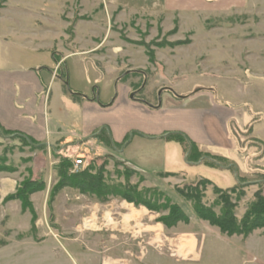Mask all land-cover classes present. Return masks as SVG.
Wrapping results in <instances>:
<instances>
[{"label": "rangeland", "instance_id": "374dc122", "mask_svg": "<svg viewBox=\"0 0 264 264\" xmlns=\"http://www.w3.org/2000/svg\"><path fill=\"white\" fill-rule=\"evenodd\" d=\"M32 13H36L37 17L32 16ZM32 24L37 29L40 25L45 28L60 26L62 34L58 42H54L53 48L61 49L62 46L63 50L56 54L71 55L74 51H90V48L96 47V57L87 52L81 57L74 56L64 64V92L60 103L63 115L73 127L76 126L72 121L79 117L80 111L76 101L78 97L72 94L90 97L95 93L104 101L109 97L111 100L115 98L116 86L104 78L110 71L116 76H122L128 69L138 70L139 73H132L133 81L136 82L129 99H140L152 106L162 104L164 108L165 99L169 97L166 89L187 93L193 89L210 88L214 83L220 84V87L224 84L227 93H216V97L234 103L242 99L239 89L245 86L248 78L264 77V0H248L246 8L240 11L180 17L165 15L160 4L153 0H0V25L31 30ZM66 28L70 31V37L65 32ZM147 52L152 53L154 64L149 62ZM22 54L20 46L0 43V66L11 63L12 66L18 63L32 65V61L24 60ZM35 57H38L37 54ZM94 58L100 59V64H94ZM48 61L50 62V56ZM86 67L88 71L95 70L98 77H90ZM56 83L50 87L52 99ZM218 84L215 86L218 87ZM49 109L53 113L52 102ZM250 118L247 113L243 118L237 116L242 125ZM101 130L102 128L97 132ZM104 132L107 134V129ZM137 136L140 137L141 134L131 129L126 133L122 144L115 143V147L111 148L106 146L105 136L102 134L103 142L98 140L94 144L88 143L85 146L87 150L74 155L73 159L82 156V168L91 166L90 174L100 171L103 183L117 188L121 193L137 195V198L144 201L153 199L150 195H144L145 190L160 192L163 198L180 206L188 215L189 222H179L171 228L158 223L163 229L157 235L154 231L157 228L154 227L157 224L156 218L166 211L153 213L141 205L127 203L119 196L108 195L101 202L89 194L63 187L54 193L49 202V193L44 198V213H38L37 222L41 235L69 241L70 248L74 247L83 253V262L77 260L80 264H157L156 256H148V263L144 260L143 254L147 248L148 253L154 251L159 254L158 260L161 258L162 264H237L235 257L226 256V253L232 251L235 254L238 248H242L241 241L227 240L219 234L218 229L195 218L191 202L177 192L186 185L195 184L199 179L209 180L213 186L221 189L231 187L235 184L233 174L227 169L181 165V168L173 172L177 175L148 176L126 164H117V153ZM248 150L252 153L254 148L250 147ZM4 151H7V162L17 168L18 172L14 176L18 186L27 177L28 167L32 166V149H19L16 140L0 137V156ZM72 152L75 151L70 150L69 153ZM214 153L229 156L235 168L239 169L238 174L245 180L253 181L256 177L252 173L264 171V158L254 162L250 160L249 154L244 167L240 161L242 157L232 150ZM52 164L53 159L49 157L46 168L50 174L45 176L49 192L58 182L54 175L55 165ZM51 166L54 172L50 171ZM131 170L134 173H130ZM180 173L185 175V180ZM258 187L257 183H249L231 195L232 202H235L233 213L237 220L242 218L247 207L254 201V193ZM63 189L67 191L60 193ZM199 190L203 192L201 203L218 213V194L213 191V187L205 184ZM162 202L160 198L158 204ZM18 205L16 200L1 203L0 193V245L10 237L19 239L29 236L28 233L14 232L15 229L11 227L16 233L14 235L9 228L13 218L6 212L16 211ZM133 209L139 212L138 215L133 213L134 216L126 220L124 216ZM88 220L91 227L84 228L83 222ZM258 231V235H262V230ZM157 237L162 240L155 241ZM189 238L196 239L198 245L193 254L183 257V253H190L186 248ZM258 238L253 234L248 242L252 255L264 253V241ZM57 245V258L61 259V254L62 264H65V255L59 249L60 245ZM200 254L203 257L198 263Z\"/></svg>", "mask_w": 264, "mask_h": 264}, {"label": "crops", "instance_id": "0c3cea01", "mask_svg": "<svg viewBox=\"0 0 264 264\" xmlns=\"http://www.w3.org/2000/svg\"><path fill=\"white\" fill-rule=\"evenodd\" d=\"M151 1L146 0V2ZM153 1L160 4L165 15H177L179 17L191 14L208 16L214 13L240 11L246 8L248 2V0ZM32 16H36V13H32ZM60 31L59 25L55 28H45L44 25H40L37 29L32 24L31 30L0 25V43L13 47L20 46L24 60L32 61V65L22 62L23 64L18 63L13 66L12 63L0 66V128L5 131L22 133L38 144V146L34 145L31 148L32 166H29L28 169L32 172V179H40L45 186L42 191L32 193L29 197L36 215L35 234L30 231L31 214L27 210L22 211L18 201L19 205L16 211L7 210L6 213L13 218L9 227L11 233L14 235L17 232L20 234L28 233L29 236L19 239L10 237L1 242L0 264H37L38 261L41 262L40 264L43 262L47 264V261L62 264L63 256L60 254L61 259L57 258V244L60 245L59 249L65 255V264H67L66 262L71 264L83 262L81 259L83 253L78 252V249L74 247L70 248L69 241L41 235L37 226L38 213H44V198L49 193V189H46L45 178L50 174L46 168L47 160L49 157L52 158L54 165L58 162V159L52 155V150L57 149L58 153L68 155L72 159L74 155L83 151L88 143L94 144L98 141L95 134L100 128L103 132L107 129V135L114 144H122L126 133L131 129L139 132L141 136L132 138V142L130 141L117 155L124 164L148 176H155L158 173L177 175L173 172L181 168V165L183 167L184 165L191 167L203 165L209 169H216L206 166L203 162L193 165L187 164L184 160L183 146L176 141L164 139L166 133L182 134L188 141L196 145L200 152L226 158L234 168V172L237 173L239 169L235 168L234 162L229 156L217 154L214 151H234L239 157H242L240 161H242L243 166L249 154H251L250 160L254 162H259L264 158V77L259 76L248 78L245 86L241 90L239 89L242 99L239 96L240 100H236L234 103L216 97V93L223 92L226 94L227 90L224 84H221L220 87V84L214 83L210 88L193 89L194 91L190 90L187 93H177L174 89H166L169 97L165 99L166 107L164 108L162 104L148 106L143 101L129 99L136 82L133 81L132 73H139L138 70L128 69L122 76H116L109 70L110 73H106L104 78L116 86L115 98L111 100L109 97L104 101L95 93L90 97L77 96L76 101L80 115L77 119H73L72 122L76 126L73 127L70 120L63 115L60 103L61 95L64 92L62 91L65 74L64 64L74 56L81 57L87 52L96 57V47L90 48V51L89 49L74 51L71 55L56 54V52L60 53L63 50L61 44V49L53 48L54 42H58L61 37L62 32ZM65 32L70 37V31L67 28ZM42 47L44 49H41ZM41 53L43 54L40 59ZM36 54L38 57H35ZM48 56H50V62ZM100 62V59L94 58V64H100ZM86 70L93 79L98 77L95 70L93 72L92 70L88 71L87 67ZM126 78L127 81L125 82ZM141 78L143 79V76ZM55 83V96L52 99L50 87L54 86ZM215 84H218V87ZM236 90L238 91V89ZM229 91L231 92L230 89L228 93H230ZM223 96L225 97V95ZM50 102H52L53 113L49 109ZM245 113L251 118L245 125H242L237 120V116L243 118ZM136 138H138L137 142L130 146ZM250 147L254 148L252 153H249ZM70 150L75 152L69 153ZM52 166L50 171L54 172ZM218 169H227L234 177V172L229 168ZM17 172H0L1 203L4 197L14 193L17 187L14 175ZM179 175L185 180L183 173ZM235 185L236 181L233 186L223 190ZM211 186L213 187V185ZM7 189L11 190L7 191ZM65 191L67 190L63 189L60 193ZM12 207L14 208V206ZM11 227L15 229L14 232H17L14 233ZM154 227H157L154 231L159 235L163 227L158 223ZM258 232L255 230L245 238L225 236L227 240L239 239L238 241H241L242 245V248H238L235 254L230 251L226 253V256L235 257L237 264H264V253H259L260 257L252 255L248 247V242L253 234L257 235L259 240L264 241V236L258 235ZM157 238L155 241L162 240ZM188 240L191 242V252L186 255V252L183 253V257L193 254L194 248L196 249L198 245L196 239L191 240L189 238ZM148 249L143 254L144 260L148 263L150 255L151 257L156 256L157 264L159 262L162 264L163 260L161 258L158 260L159 254L154 253V251L148 253ZM48 251L49 253H47ZM201 257L203 255L200 254ZM197 261L200 263L202 258Z\"/></svg>", "mask_w": 264, "mask_h": 264}, {"label": "trees", "instance_id": "16d2710c", "mask_svg": "<svg viewBox=\"0 0 264 264\" xmlns=\"http://www.w3.org/2000/svg\"><path fill=\"white\" fill-rule=\"evenodd\" d=\"M148 60L151 64H154L152 58V53L147 52ZM74 96H80L77 94H72ZM83 97V96H81ZM94 98H96L94 96ZM104 134L106 141V146L115 147V144L110 140L109 136L103 132L99 131L95 134V137L103 142L101 135ZM0 137L15 139L17 141V147L22 149V147H29L38 144L34 143L32 139L26 135L19 132L5 131L0 128ZM166 140H172L180 143L183 146V151L185 154L184 160L187 164L193 165L199 162H203L206 166L214 168H229L234 172V168L231 163L223 157L211 156L206 153H202L198 150L196 145L188 141L185 136L179 133H166L163 137ZM124 143V142H123ZM13 147V146H12ZM10 147V149H12ZM52 155L54 158L58 159V162L54 166L55 178L58 180L57 184L52 187L49 192L48 202L53 198L54 193L63 187H69L77 190L82 194H89L95 197L97 200L104 202L107 196H119L122 200L127 203H131L135 206H143L148 211L153 213H161L166 211L165 214H161L156 218V222L160 223L165 228L174 227L177 223L181 222L187 224L189 222L188 215L178 206L177 204L171 203L167 198H163L160 192L147 189L144 191V195H150L153 199L149 198L146 200H140L137 195H131L126 192H120L117 188L113 186H107L103 183L100 171L94 174H90L91 166L81 167L76 173L70 174L69 169L71 167V158L67 155L58 153V150H52ZM7 151L2 153L0 156V172L14 173L17 171L12 164L8 163ZM94 159L92 163H94ZM117 164H124L120 160H116ZM134 173L131 170L130 173ZM156 175H175L170 173H158ZM256 177L253 181L245 180L237 172H234V178L236 185L229 189H220L213 186V191L218 194V205L219 212L216 213L213 208L206 207L201 203V198H203V192L199 190V187L205 184L212 185L210 181L206 179L197 180L195 184L186 185L184 189H179L177 192L180 196L184 197L187 201L191 202V210L194 216L200 220L207 222L210 226L218 229L219 234L222 236H241L243 238L247 237L255 230H262V236H264V171L252 173ZM257 183L258 190L254 193V201L247 207L246 212L240 220H237L233 210L235 202H232L231 195L238 192L239 189L243 188L246 184ZM44 183L40 179H32V172L28 169V175L23 179L16 187L14 193L7 195L3 198L2 203L16 200L20 203L22 211H28L31 214L30 221V231L35 234V221L36 215L33 210L32 204L30 202V195L32 193L42 191L44 189ZM240 197L242 195L239 194ZM162 198V204H158V201Z\"/></svg>", "mask_w": 264, "mask_h": 264}, {"label": "built area", "instance_id": "2783aa9c", "mask_svg": "<svg viewBox=\"0 0 264 264\" xmlns=\"http://www.w3.org/2000/svg\"><path fill=\"white\" fill-rule=\"evenodd\" d=\"M83 165V157L82 156H77L75 159H71V167L69 169V173L73 174L79 171V169Z\"/></svg>", "mask_w": 264, "mask_h": 264}, {"label": "bare ground", "instance_id": "6f19581e", "mask_svg": "<svg viewBox=\"0 0 264 264\" xmlns=\"http://www.w3.org/2000/svg\"><path fill=\"white\" fill-rule=\"evenodd\" d=\"M128 205V204H127ZM129 206V205H128ZM126 207V206H125ZM127 210V209H126ZM127 212V211H126ZM136 212V213H135ZM137 214L138 215V213L139 212H137L136 210H129L128 211V214L127 215H125L124 217L126 218V220H129L131 217H133L134 216V214ZM83 227L84 228H87V227H91V224H90V221L88 220V221H84L83 222ZM194 243V242H193ZM191 242L189 241L187 244H186V248L188 249V251L189 252H191Z\"/></svg>", "mask_w": 264, "mask_h": 264}, {"label": "flooded vegetation", "instance_id": "af4514ba", "mask_svg": "<svg viewBox=\"0 0 264 264\" xmlns=\"http://www.w3.org/2000/svg\"><path fill=\"white\" fill-rule=\"evenodd\" d=\"M133 97H134V96H133ZM136 100H137V99H136ZM139 101H142V100L139 99Z\"/></svg>", "mask_w": 264, "mask_h": 264}, {"label": "water", "instance_id": "95a60500", "mask_svg": "<svg viewBox=\"0 0 264 264\" xmlns=\"http://www.w3.org/2000/svg\"><path fill=\"white\" fill-rule=\"evenodd\" d=\"M149 106V105H148Z\"/></svg>", "mask_w": 264, "mask_h": 264}]
</instances>
